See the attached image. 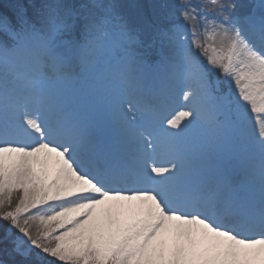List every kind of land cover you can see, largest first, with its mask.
<instances>
[{
  "label": "snow or ice",
  "instance_id": "snow-or-ice-1",
  "mask_svg": "<svg viewBox=\"0 0 264 264\" xmlns=\"http://www.w3.org/2000/svg\"><path fill=\"white\" fill-rule=\"evenodd\" d=\"M0 222V264H264V0H0Z\"/></svg>",
  "mask_w": 264,
  "mask_h": 264
},
{
  "label": "rangeland",
  "instance_id": "rangeland-1",
  "mask_svg": "<svg viewBox=\"0 0 264 264\" xmlns=\"http://www.w3.org/2000/svg\"><path fill=\"white\" fill-rule=\"evenodd\" d=\"M118 2H121V3H129V2H131V0H118ZM178 105H179V103H177V106ZM5 228H6V223H5ZM1 229H2V225L0 224V235L3 233V231ZM13 232H14L15 235H18V233H15V230H13Z\"/></svg>",
  "mask_w": 264,
  "mask_h": 264
}]
</instances>
